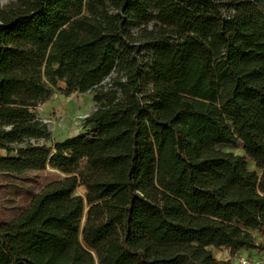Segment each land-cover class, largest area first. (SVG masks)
<instances>
[{
  "label": "trees",
  "instance_id": "16d2710c",
  "mask_svg": "<svg viewBox=\"0 0 264 264\" xmlns=\"http://www.w3.org/2000/svg\"><path fill=\"white\" fill-rule=\"evenodd\" d=\"M57 81L89 92L95 110L85 133L50 147L31 109ZM239 145L243 156L217 148ZM0 150V173L65 176L0 223V264H232L211 249L264 252L253 235L264 231V0L0 7Z\"/></svg>",
  "mask_w": 264,
  "mask_h": 264
},
{
  "label": "rangeland",
  "instance_id": "374dc122",
  "mask_svg": "<svg viewBox=\"0 0 264 264\" xmlns=\"http://www.w3.org/2000/svg\"><path fill=\"white\" fill-rule=\"evenodd\" d=\"M16 0H0V7L9 5ZM151 27V24L149 25ZM50 95L42 102H38L31 111L42 123H44L50 133L49 139L40 140V144L52 147L57 142L85 133L88 129L84 126L85 118L94 110L91 94L86 93H66L63 82L57 81L50 85ZM25 144H14L13 147H23ZM223 152H231L235 155L243 156L241 146L236 148L219 146ZM6 152L0 150V156H5ZM247 168L256 170L254 164L247 159ZM65 176L57 171L46 167L42 171H27L22 174L0 173V223L9 222L15 218L23 209L27 207L32 197L40 192L45 185L50 182L63 179ZM74 194L84 196L82 187H78ZM86 208L84 209V213ZM84 218L81 222V228ZM258 246L264 245V231L253 233ZM79 240L81 235L79 233ZM216 260H230L232 264H239L240 260L247 259L251 264H264V252L252 250L245 256L238 254L230 257L225 249H211Z\"/></svg>",
  "mask_w": 264,
  "mask_h": 264
},
{
  "label": "crops",
  "instance_id": "0c3cea01",
  "mask_svg": "<svg viewBox=\"0 0 264 264\" xmlns=\"http://www.w3.org/2000/svg\"><path fill=\"white\" fill-rule=\"evenodd\" d=\"M75 137V136H74ZM71 138V137H69ZM65 140V139H64ZM63 140V141H64ZM61 142V141H60ZM248 252H252V250H240L237 254L238 256H245V254H247Z\"/></svg>",
  "mask_w": 264,
  "mask_h": 264
},
{
  "label": "built area",
  "instance_id": "2783aa9c",
  "mask_svg": "<svg viewBox=\"0 0 264 264\" xmlns=\"http://www.w3.org/2000/svg\"><path fill=\"white\" fill-rule=\"evenodd\" d=\"M239 264H251V262L247 261V259H242Z\"/></svg>",
  "mask_w": 264,
  "mask_h": 264
}]
</instances>
